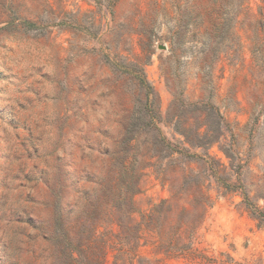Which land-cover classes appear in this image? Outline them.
<instances>
[{
  "label": "rangeland",
  "instance_id": "374dc122",
  "mask_svg": "<svg viewBox=\"0 0 264 264\" xmlns=\"http://www.w3.org/2000/svg\"><path fill=\"white\" fill-rule=\"evenodd\" d=\"M107 1L0 0V264H54L57 211L78 209L76 190L143 124L128 152L136 220L189 172L213 203L190 253L168 255L146 231L135 264H264V0ZM147 106L186 154L147 145ZM206 129L221 133L208 153L227 189L182 143L219 135Z\"/></svg>",
  "mask_w": 264,
  "mask_h": 264
},
{
  "label": "trees",
  "instance_id": "16d2710c",
  "mask_svg": "<svg viewBox=\"0 0 264 264\" xmlns=\"http://www.w3.org/2000/svg\"><path fill=\"white\" fill-rule=\"evenodd\" d=\"M114 1L108 0L105 7L110 9ZM24 22L28 25L34 23L28 20ZM149 95L155 97L152 87H147V98ZM157 122L158 110L147 106V145L151 140L152 144H160L168 153L167 157L173 156V153L186 154V149L172 147L161 135ZM145 128V124L139 125L137 129L127 127L122 140V153L117 152L109 159L112 167L94 177L87 176L86 182L90 185L76 190L81 204L73 206L78 209L67 211L66 214L62 209L57 211L49 234L54 264H108V255L111 256L110 264H135L139 257L138 249L146 241V231L151 233L153 243L168 255L180 257L191 252L187 241L201 224L207 207L213 203L211 197L202 190L198 174H185L183 180L190 184L183 183L171 192L169 198L161 199L146 213H142L138 221L135 218L138 210L133 196L140 192L142 173L141 168L135 165V158L128 152ZM199 128L196 129L198 134ZM210 131H216L219 135L195 142L184 139L182 143L204 151L205 158L211 160V175L220 182L219 189H227L230 184L217 176L225 171V166L208 153L214 143L220 142L221 133L219 129H206L203 135ZM220 148L230 157L231 150L225 145ZM57 196L62 197L61 193ZM106 223L112 228L101 231L99 228Z\"/></svg>",
  "mask_w": 264,
  "mask_h": 264
}]
</instances>
